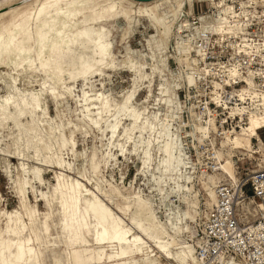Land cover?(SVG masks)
<instances>
[{"label":"bare ground","instance_id":"bare-ground-1","mask_svg":"<svg viewBox=\"0 0 264 264\" xmlns=\"http://www.w3.org/2000/svg\"><path fill=\"white\" fill-rule=\"evenodd\" d=\"M10 1L0 0V7ZM184 2L24 0L20 7H8L6 12L0 13V25L5 19L10 25L7 31H0V47L7 51L12 45L11 63L25 65L13 69L19 72L20 84L31 85L43 76L39 91L19 85L22 91L15 92L6 84H0L5 91L0 96V129H6L9 138L6 143L0 134V152L9 153L17 160L36 161L39 165L19 164L21 173L15 180L19 210H0V218L5 221L4 227H0V261L3 264H37V261L44 264L49 248H61V254L53 261L63 259L65 264H168L169 261L199 264L194 256L193 235L201 219V204L210 207L215 202L214 188L221 180L232 186L237 184L234 159L236 154L256 153L251 141L254 138L260 143V149L262 141L257 131L264 128V116H251L245 128L232 135L226 132L218 143L209 132L200 131L213 128V123H209V127L200 124L193 104L184 105L177 96L184 81L187 86L195 87L194 79L198 81L203 77L208 84V75L199 65L202 56L193 50L190 37L196 35L195 31L208 28L223 36L233 32L231 22L237 26L240 21L230 14V7L222 8L221 4L217 19L214 17L208 22L201 19L199 28L192 31L188 18L193 14V6L188 0L181 8ZM37 5L52 6L41 11ZM116 19L125 22L126 33H131L141 20L148 22L154 33L144 41L148 52L138 56L139 60L127 56L124 71L132 74V86L120 100L111 94L89 95L83 91L77 99L81 110L79 120L90 129H97L95 125L100 124L97 130L106 133L108 152L101 162H116L118 156L124 159L134 156L139 160L137 176L143 178L145 192L126 191L123 194L111 185L105 191L98 183L91 190L85 183L91 181L89 178L79 174L85 178L83 182L69 176L66 170L72 173L74 168L63 160L62 153L68 151L76 155L74 134L81 132L83 126L75 125V129L70 130V123L65 125L59 119V111L51 117L46 106V96L58 106L71 95L73 83L87 85L95 78L101 81L107 72L115 69L106 25ZM185 32L188 39L182 38ZM41 58L49 65L47 74L43 70L40 73L25 71L27 61L35 60L39 66ZM169 58L177 62L176 72L169 68ZM5 59L9 57L6 55ZM185 61L188 74L182 70ZM189 77L193 80L191 85ZM3 79L10 81L11 77L0 76V80ZM210 85V97L218 98V84L211 80ZM152 86L155 94L149 89L141 102L136 100L141 88ZM53 91L57 95L54 96ZM186 93L189 99V90ZM186 110L190 119L184 121L182 114ZM250 127L254 134L246 132ZM185 128H189L190 143L183 140ZM244 135L246 140H238ZM194 140L204 148L198 150L186 145L195 150V156L189 157L183 148ZM229 141H238L244 146L229 145V151H222L221 145ZM205 154L212 155L215 162L210 173L202 170ZM95 157L93 154L89 163L93 173L98 167ZM225 165L230 171L225 170ZM40 166L60 172L49 194H39L36 202H43L47 211L41 214L26 196L32 181L43 182ZM197 167L201 170L195 172ZM153 176L159 182L153 180ZM20 188L24 192L22 197ZM53 211L56 220H53ZM45 218L49 225L47 233L44 231ZM52 226L59 229L62 240L51 243ZM37 234L41 236V243H37Z\"/></svg>","mask_w":264,"mask_h":264},{"label":"built area","instance_id":"built-area-1","mask_svg":"<svg viewBox=\"0 0 264 264\" xmlns=\"http://www.w3.org/2000/svg\"><path fill=\"white\" fill-rule=\"evenodd\" d=\"M214 1L231 4L239 20L244 16L249 21L258 19L256 6L251 11L245 10V15L240 16L243 9L240 10L237 0ZM207 8L206 11L196 13L192 8L193 14L188 18L192 31L199 28L202 17L208 22L218 16L215 8ZM229 25H232L233 32L224 33L223 36L208 28L206 31H195L196 35L190 37L193 50L202 56L199 65L208 75V84H201L202 93H195L194 89H190L191 99H186L184 91H179L184 105L193 104L200 124L209 127V120L212 121L213 128L209 127V134L215 140L224 138L226 132L231 135L239 132L246 127L251 116H264V95L258 92L262 77H252L257 87L251 90L250 95L246 91L249 89V72L259 73L264 66L256 47H253L256 45L253 36L256 35L259 24H250L242 30L239 29V24L234 26L231 22ZM187 34L183 33L182 38L188 39ZM259 46L261 45H257ZM232 69L242 71V78L232 77ZM230 77L232 82H225ZM211 80L220 85L219 103L217 99L210 97ZM242 92L246 101L240 98ZM237 108L244 111L243 119L239 112L235 116L231 115ZM186 118L184 112L183 119ZM260 131H264V128L257 132ZM251 141L257 140L254 138ZM211 158L212 155L206 154L203 158L202 170L205 173H210L215 164ZM236 176L235 186L224 180L217 183L214 188L215 202L210 207H203L193 235L194 256L199 264H264V159L253 170L240 175L236 172Z\"/></svg>","mask_w":264,"mask_h":264},{"label":"rangeland","instance_id":"rangeland-1","mask_svg":"<svg viewBox=\"0 0 264 264\" xmlns=\"http://www.w3.org/2000/svg\"><path fill=\"white\" fill-rule=\"evenodd\" d=\"M23 1L24 0H12L8 4L2 5L0 7V13L6 12L8 10L7 9L8 7L10 8H12V6L13 8L20 7ZM237 1L239 2V4H241L242 2V0H237ZM244 2L247 3L249 2V0H244ZM251 2L253 3V6H255V0H251ZM221 4L223 5L222 8L230 7L231 8V11H229L231 12L230 14L231 15L234 14V17L239 18V16L235 14V11L233 10V6L231 4L230 5L223 4L220 2H216L214 0H195V6L193 8H194V12L196 13V12L206 11L208 9L207 6H211L216 9V11L218 12L217 15L219 16L221 11V10L219 11V6ZM256 8L257 11L259 12L258 7ZM240 10H242V8ZM245 10L246 9H243V11ZM243 11L240 14V16L242 14L245 15ZM218 16H216L215 18L217 19ZM125 26H126L125 22L122 19H116L114 22L110 21L106 25V30L108 31L107 38L109 41H111L113 48L112 51L114 56L113 58H114L115 69L110 72H107L106 76L103 77L101 81L100 79L95 78L92 79L91 82L87 85L85 84L82 85L81 83H73L71 85V95L67 96L66 99L64 98V100H62V102H60L58 106L54 104V101L49 96H46L44 94L46 96V106L48 109V113L51 117H54L56 113L59 111V117H60L59 119L65 125H69L70 123L71 125V127L69 126L70 130H74L75 125L83 126L81 132H75L74 134L76 155L72 156V154L68 151H63L62 153V158H64L63 160L66 163L69 162L70 166L71 167L73 166L74 168V172L71 173L68 170H66V173H69L70 174L69 176L71 177L72 176L78 177L80 179L82 178L80 177L79 174L85 176L86 178H89L91 180L89 183L85 182V178L82 179V181L86 183L87 189L94 190L95 183H98V185L102 190L107 191L109 185H111L117 187L123 194L126 191L129 192H138L139 190L143 192L147 191V187L146 185H144L143 178L141 176H137V169L140 166L139 160H136L134 156H131L130 158L128 157L127 159L118 156L116 162L110 163L108 161V163L105 164L101 162L103 155L105 156L108 152L106 146L107 145V139L105 136L106 133L101 134V131L99 132L95 128L90 129L88 128V126L83 124L81 120H79L81 110L79 108V105H77V99H80L82 92L85 91L88 92L89 95H93L94 93L97 92H102L104 94H111V96L114 99L120 100L121 99L120 96H122V94L125 91L131 89L133 76L131 73L124 71L125 61L127 60V56H130L135 60L136 59L139 60L138 56H140L142 53L146 54V52H148L146 48L147 43L145 42L149 38V36H151L154 33L148 22L145 20H141V23L138 26H135V28L131 33H126ZM118 34L127 36V39H125L124 42L121 43L119 40H117ZM187 64H188L187 61L182 62V70L184 74H188ZM168 65L169 68H171V70H173L174 72L177 71V62L174 59L169 58ZM2 75L4 74L0 73V76ZM42 78L43 76H40L39 78H37L36 80L37 82H33V84L31 83V85H27L26 82H24L23 84L21 83L20 85H22L21 86L22 88H26V89L33 88L35 89V91H39L41 89ZM203 79H204L203 77H199L197 81V79L195 78L194 79L195 87L187 86L186 82L184 81L183 88L177 91V96L179 100L183 99L182 96L179 97L180 90L184 91L186 99H187L186 92L188 90H189L188 96L189 99H191L190 89H194L195 93H200V92L202 93V89L200 88V86L202 83L205 84ZM145 86L148 85L145 84ZM3 89H4L3 85H0V96L3 95L5 92ZM149 89L152 90L151 93L154 94L156 93L154 91L155 87L153 86L151 88H147V87L141 88V91L138 92L137 94L136 100L141 102L146 96V92ZM45 91H47V89ZM184 112H186L187 118L183 120L187 121L190 119L189 114L187 110ZM85 129H87V132L85 131ZM65 132L66 135L69 136L68 131L66 130ZM0 134L1 136L5 137L4 140H6L5 141L6 143L9 142V138L6 137V135L8 134L6 129L4 130L0 129ZM257 134L259 136V139L262 141V143H264V131L257 132ZM182 137L185 142L190 143L192 141L190 138L189 128H185L183 130ZM258 144H260L258 143V141H252V147L254 148L253 151H255L256 153H252L250 156L245 153L236 154V158L234 159V162H235V169L238 175L246 172L247 170H253L255 167H257V165L261 162V160L264 159V156H261L260 152L258 151L259 150ZM186 145H191L192 147H196L198 150H200V147L202 146L198 143L197 140H194L192 144L186 143L183 149L185 150L184 151L185 154H187V156L189 157L195 156V150L191 146H186ZM93 154L96 155L95 161L98 164V167L94 173L93 171L90 170L89 167V163L91 162ZM20 163H24L29 166L39 167L36 161L24 160V159L21 161L19 159L17 160V158H14V156H12L9 153L1 154L0 152V210L3 211L6 210L8 212L19 210V199L16 191L15 180L17 175L21 173L20 168H18ZM40 167H42L43 169L41 173L43 182L39 184L37 181L34 182L32 181L31 182L32 188L28 189V194H26V196L28 195V201L30 205L32 206L36 205L37 210L41 214L47 211L43 202H36L39 201L40 199L39 194L40 192L49 194L52 187L55 186L56 183L55 177L60 172L57 169H53L52 167L51 168H46L45 166H40ZM200 170H201L200 167H197L195 172H198ZM34 197H36V200L34 199ZM203 207L205 206L201 204L202 210ZM52 214H53L52 215L53 220H56V214L54 213V211L52 212ZM4 222H5L4 218H0V227L2 228L4 227ZM57 236H59L60 240H62L61 238L62 235L59 229H56L52 226L50 232V238H49L51 243H54L53 241H59V239H55ZM51 249L49 248L50 251L45 252L44 264H53L54 257L59 256L61 254V251H59V249L61 248H55V250H51ZM61 262L62 264H65V262H63V259L61 260Z\"/></svg>","mask_w":264,"mask_h":264},{"label":"snow or ice","instance_id":"snow-or-ice-1","mask_svg":"<svg viewBox=\"0 0 264 264\" xmlns=\"http://www.w3.org/2000/svg\"><path fill=\"white\" fill-rule=\"evenodd\" d=\"M192 6H195V0H191ZM188 4V0H185L184 4H181L180 7L183 8ZM52 5H37V7H40L41 11H43L44 7H51ZM255 6L258 7L259 9V16L258 19H253L251 21H249V18L247 16H244L243 19L238 22L239 23V29H243L245 27H248L251 25H255V24H259V28L257 29L256 35L253 36V39L256 40V45H253V47H256V52L258 53V57L261 59V63L262 65H264V0H255ZM240 7L242 9H246L248 11H251V9L253 8V3L251 2V0H249V2H244V0H242ZM202 20L204 19L203 17L201 18ZM10 28L9 23L7 22V19H5V21L2 23V25H0V31H7ZM221 31H223V29H220ZM238 34V33H237ZM258 37V39H257ZM127 39V36L125 35H117V40H119L121 43L124 42V40ZM257 45H261L259 47H257ZM107 47H111V45H108ZM247 47V45H246ZM12 45L8 46L7 51L3 48L0 47V73H3L5 77L10 76L11 80L9 81L8 79H3L0 80V84H6L8 86V88L12 91L15 92H21L22 89L20 88V81L18 79L19 77V72L18 71H13V69H19V68H24L25 65L24 64H12L11 63V55H12ZM8 56L9 59L6 60L5 56ZM105 55H107V52H105ZM26 64L28 65V67L25 69V71H33L36 73H40L42 70L45 72V74H47V70L49 68V65L46 64L43 60V58H41L39 66H37L36 61L35 60H30L27 61ZM156 69L154 68L153 71H155ZM249 79H248V84H249V89L246 90L249 92V95L251 94V90L256 88L257 85L256 83L251 79L252 77L259 75L260 77H262L260 83H259V88H258V92L260 95H264V66H262L261 70L259 73H255V72H249ZM231 76L232 77H240L242 78V71H238L237 69H232L231 70ZM144 79H147V76H144ZM227 83H231L232 79L231 77L225 81ZM189 85H191L193 83V80L191 77H189V81H188ZM179 86V85H175L174 87ZM45 87H47V85H45ZM217 87H220V85H217ZM135 89H133L134 91ZM25 95L27 93H24ZM53 95H57L56 91H53ZM131 97H129L130 99ZM240 98L241 100H245L246 101V97L244 95V93L242 92L240 94ZM217 99V103H219V99ZM125 106H127V101ZM227 107V105H225ZM236 112L240 113L241 118L243 119L244 117V111L240 110L239 108H237V110L235 112H233L231 115L235 116ZM209 115H211L209 113ZM209 123H211V120H209ZM253 127L255 126V121L252 122ZM71 127V125H69ZM97 129L101 128L100 124H96L95 125ZM85 131L87 132V129H85ZM201 132L203 133H207L209 132V129L206 128H201L200 129ZM247 133H252V128H248L246 129ZM254 134V133H252ZM247 136H240L238 138V140H246ZM229 145H235L238 147H243L244 145L239 143L238 141H229L228 144H222L221 145V150L222 151H229ZM261 154V156H264V143H262L260 149L258 150ZM225 170L226 171H230L229 170V166L225 165ZM165 171H167V169H165ZM231 174V173H230ZM123 175V173H122ZM153 180H156L157 182H159L158 178L156 176H153ZM77 187H79V185H77ZM19 191V195L22 197L24 192H23V188L18 189ZM67 224V222L65 221V225ZM59 227V226H57ZM65 230L67 231V228H65ZM44 231L45 233H47L49 231V225L47 224V218H45V225H44ZM55 239H60L59 236H57ZM69 239H71V237H69ZM29 243H31V241H29ZM37 243H41V236L40 234H37ZM166 251V250H165ZM0 264H3V261H0ZM37 264H40L39 261H37ZM53 264H62V262H58V261H54ZM170 264V261H169ZM232 264H235V262H232Z\"/></svg>","mask_w":264,"mask_h":264},{"label":"water","instance_id":"water-1","mask_svg":"<svg viewBox=\"0 0 264 264\" xmlns=\"http://www.w3.org/2000/svg\"><path fill=\"white\" fill-rule=\"evenodd\" d=\"M133 1H136V2H148V1H152V0H133Z\"/></svg>","mask_w":264,"mask_h":264}]
</instances>
